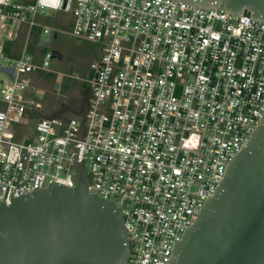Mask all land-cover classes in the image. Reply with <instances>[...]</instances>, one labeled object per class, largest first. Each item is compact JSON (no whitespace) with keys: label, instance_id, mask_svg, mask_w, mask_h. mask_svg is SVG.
Here are the masks:
<instances>
[{"label":"built area","instance_id":"built-area-1","mask_svg":"<svg viewBox=\"0 0 264 264\" xmlns=\"http://www.w3.org/2000/svg\"><path fill=\"white\" fill-rule=\"evenodd\" d=\"M225 11L175 0H0V202L37 191L38 178V189H73L82 163L89 193L121 210L125 264H166L264 115V21ZM50 14L71 31L43 25ZM60 32L99 50L83 122L44 114L36 80L53 53L42 62L27 53L33 35L48 44Z\"/></svg>","mask_w":264,"mask_h":264},{"label":"water","instance_id":"water-1","mask_svg":"<svg viewBox=\"0 0 264 264\" xmlns=\"http://www.w3.org/2000/svg\"><path fill=\"white\" fill-rule=\"evenodd\" d=\"M175 1L264 21V0ZM52 53L63 59L59 51ZM85 97L80 115L64 111L60 116L83 122ZM247 145L229 162L215 195L166 264H264V115ZM74 169L73 189L52 184L38 189V178L37 191L18 198L12 191L9 205L0 202V264H125L130 248L120 208L89 193L82 163Z\"/></svg>","mask_w":264,"mask_h":264},{"label":"rangeland","instance_id":"rangeland-1","mask_svg":"<svg viewBox=\"0 0 264 264\" xmlns=\"http://www.w3.org/2000/svg\"><path fill=\"white\" fill-rule=\"evenodd\" d=\"M50 16L53 21L45 22L43 25L55 27L62 32L71 31V27L65 21L60 20L61 15L50 14ZM9 31L10 34L16 32L9 27L6 36ZM45 51H59L63 59L51 60L48 68L50 72H41L37 75L36 87L44 95L42 101L44 114H61L63 113L60 112L62 105L73 110L81 105L83 109L85 103L83 92L89 89V84L84 79L93 77L90 67L99 52L98 48L86 40L72 38L61 32L48 44L42 43V36L38 38L33 35L27 46V53L38 62H42ZM57 84H60L59 89H56Z\"/></svg>","mask_w":264,"mask_h":264},{"label":"flooded vegetation","instance_id":"flooded-vegetation-1","mask_svg":"<svg viewBox=\"0 0 264 264\" xmlns=\"http://www.w3.org/2000/svg\"><path fill=\"white\" fill-rule=\"evenodd\" d=\"M86 93L88 94L89 96V89H86L84 92H83V97H84V100L86 99ZM81 106V105H80Z\"/></svg>","mask_w":264,"mask_h":264},{"label":"crops","instance_id":"crops-1","mask_svg":"<svg viewBox=\"0 0 264 264\" xmlns=\"http://www.w3.org/2000/svg\"><path fill=\"white\" fill-rule=\"evenodd\" d=\"M65 108H66V106H65ZM65 108H64V109H61L60 112L69 111V110H67V109L65 110ZM60 112H59V113H60ZM59 115H60V114H59Z\"/></svg>","mask_w":264,"mask_h":264}]
</instances>
